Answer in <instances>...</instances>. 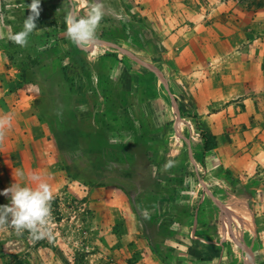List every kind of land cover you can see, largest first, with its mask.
Returning <instances> with one entry per match:
<instances>
[{"label": "rangeland", "instance_id": "obj_1", "mask_svg": "<svg viewBox=\"0 0 264 264\" xmlns=\"http://www.w3.org/2000/svg\"><path fill=\"white\" fill-rule=\"evenodd\" d=\"M114 1L100 0L106 14L97 41L76 53L65 30L54 34L53 27L65 28L71 8L85 16L97 0H58L56 12L41 0L50 28L36 29L33 49L4 45H14L7 29L22 30L31 0H0V120L11 117L0 136V191L46 182L53 197L40 238L18 233L10 220L0 225V264H158L148 258L152 241L135 233L138 242L126 251L118 237L128 234L134 215L138 220L135 204L152 208L147 177L195 169L218 172L223 189L249 190V197L228 194L222 202L234 200V231L240 241L248 232L247 248L230 229L222 240L231 241L239 261L248 253L264 264V0H117L118 13ZM175 99L193 111L181 115ZM194 108L202 118L191 126ZM201 132L217 142L205 158L233 155V169L202 165L201 152L194 167L185 138L196 142ZM193 180L187 194L198 188ZM195 195L180 201L192 206ZM163 197L175 200L171 191ZM8 203L0 195V205ZM137 244L145 255L135 252Z\"/></svg>", "mask_w": 264, "mask_h": 264}, {"label": "crops", "instance_id": "obj_2", "mask_svg": "<svg viewBox=\"0 0 264 264\" xmlns=\"http://www.w3.org/2000/svg\"><path fill=\"white\" fill-rule=\"evenodd\" d=\"M42 1H44V3H46L47 1L49 4H51V8L53 9L51 11L56 12L57 10H59L55 7V3L58 0H53V2L52 0ZM106 5H109V3H107ZM113 7L116 8V13H118L119 6L117 0L113 2ZM27 10L28 12L26 14V18L30 14V9L28 8ZM41 13L44 14L43 11ZM40 15L36 21V29L39 31L41 30V33H47L49 32V30L47 29L50 28L49 23L41 19ZM57 15H59L60 20L61 12H59V14L57 12ZM70 15H75V12L72 8L66 18V30L64 31L66 33L68 27L67 21ZM155 16H157V14ZM17 23L20 24L21 22ZM36 29L28 37V43L25 45V47L28 49H33L36 44ZM20 31L21 30H17L16 28H14V31H11L9 34L7 29L6 34L8 37H10L11 35L16 34ZM52 31L54 34H60L62 32L60 27L56 29L55 26L53 27ZM8 39L12 41L10 38ZM4 45L7 47H13V49L16 47L15 42L13 45L11 43H8L7 41L6 43H4ZM191 104L199 106L197 98L196 100L195 98H191ZM185 106L187 109L186 114H188L189 112L191 113L193 111V106L188 105V103H186ZM224 109H226V107L220 111H211L209 115H204L203 119H211L214 116L216 117V115L221 114ZM176 110L178 111V109ZM194 110L198 112V116L187 117L193 120V122L189 120L187 121L188 124H190L191 126L197 124V119H199L200 121V119L202 118L200 115L201 109L194 108ZM185 141V143L189 145V150L187 152L189 161L194 165L195 168H197L195 166V158H193V156L196 152H202L201 137L199 136L196 142L193 140V138H185ZM212 152L213 151H211V153ZM205 157L206 154L202 156V165L207 164L214 166L217 164V167L219 168L233 169L232 163L235 159L233 155H223L222 158ZM196 170L197 169H195V172H153L154 175L152 174V177L149 178L146 176L148 175L146 173L150 172H141L140 176H144L145 178L147 177V179H150L151 181V195L154 197V200L149 201L148 204L151 205L152 208L147 210L146 205H134V207L137 209L136 214L138 220L134 215V217L130 220V224L132 223L131 226L133 227L126 224L129 226V231L127 230L128 234L126 233V235L124 234L118 237V241L120 243V248L118 249L123 248L126 251H129V249L133 245V242H138V240L136 239H139L138 237H142L146 240L149 239L150 241H152V252L149 254L148 258L154 260L153 262L158 261V264H168L167 262H170L172 264L173 262H176V264H234V262H236V264L238 263L239 256L235 253V251H233V248L231 247V241L222 240V238L225 237L224 233H227L226 231L230 229V234L232 238L236 241L235 244L241 250L247 248L246 245L249 243V236L247 234L248 232H243V237H241L242 240H238L235 234L236 232L234 231V221L232 220L231 215H234L232 209H234L235 205V202L234 200H232V198H236L239 194L247 195L249 197L250 192L248 189H232L230 183L228 187L229 189H223V187L219 184L220 182L216 179V174L218 172H198ZM158 173L166 175L167 177L163 180H160L158 178ZM190 175H192V178L194 179L193 184H196V186L198 185V188H195V192L193 189V192L189 191V194H187L186 192L188 191L190 186ZM175 177H178L179 180L182 177H185V181H179ZM141 181H143V179L139 178L138 184H140ZM168 191H171L173 196L175 195V200L173 204H171V202H168V199L165 202L162 201V198L164 199L163 194H166V192ZM194 193H196L197 196ZM228 194L232 198H230L228 202L222 203L224 201V198H226V195ZM191 195L196 196L194 199L195 204H192V206L187 203L183 204L180 201L183 196H185L186 198L191 197ZM109 197L112 199L111 196ZM153 197H150V199H153ZM121 207H126L124 200L123 206ZM143 215L144 217L142 218ZM219 225H222L225 231H220ZM131 228L135 230L133 237L132 234H130L132 233ZM223 228L221 227V229ZM135 233L138 235V237L137 235H135ZM136 247V253L141 252L142 255L146 254V251L142 252L140 250L138 244ZM246 254L247 257L244 256L242 261L240 260V263L238 264H254L250 261V256L248 255V253ZM160 257H162L163 259L160 261L157 260V258Z\"/></svg>", "mask_w": 264, "mask_h": 264}, {"label": "clouds", "instance_id": "obj_3", "mask_svg": "<svg viewBox=\"0 0 264 264\" xmlns=\"http://www.w3.org/2000/svg\"><path fill=\"white\" fill-rule=\"evenodd\" d=\"M41 0H31L28 5L30 14L25 18L20 32L9 38L20 46L28 43V37L37 28V19L40 15ZM104 5L100 0L93 3L88 13L83 17L70 15L67 21V37L80 48H88L97 41V29L105 15ZM11 127V117L0 120V136L4 134L3 126ZM23 177V171L18 173ZM30 179L39 181L36 173H31ZM0 195L9 197L10 203L0 205V225L11 222L18 233L29 231L34 238L46 234V226L51 216L52 192L46 182H39L35 186L26 183H12L0 191Z\"/></svg>", "mask_w": 264, "mask_h": 264}, {"label": "trees", "instance_id": "obj_4", "mask_svg": "<svg viewBox=\"0 0 264 264\" xmlns=\"http://www.w3.org/2000/svg\"><path fill=\"white\" fill-rule=\"evenodd\" d=\"M65 23H66V20H65ZM61 30H63V31L66 30V26H65V28H63ZM61 40L65 41V39H62L60 37L58 42H62ZM71 44H72L71 48L73 47V50L76 51V53H82L83 52V50L81 48H79L77 45H75L72 41H71ZM56 48H58V47H56ZM103 56H106V57L111 56V57H114L115 59L119 60L120 62H122V58H120V56H118V54H116V53H104ZM175 100H176V103H177V108H178L179 113L181 115H183V114L185 115L187 113V109H186L185 104L183 102L177 100V99H175ZM200 137H201V149H202L201 153H202V156H204L205 154L209 153L210 151H212L213 149L216 148V146H217L216 137L211 132L210 133L209 132H201ZM222 173H225L227 175V178H231L230 177L231 172H229V171L225 172L224 171ZM166 177H167L166 175L158 174V178L160 180H163ZM175 178H177L179 180L178 177H175ZM233 187L234 186H232V189H235Z\"/></svg>", "mask_w": 264, "mask_h": 264}]
</instances>
